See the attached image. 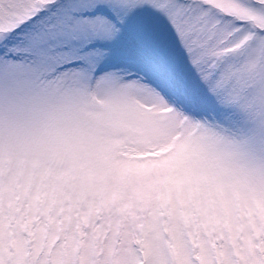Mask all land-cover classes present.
Wrapping results in <instances>:
<instances>
[{
    "label": "snow or ice",
    "instance_id": "snow-or-ice-1",
    "mask_svg": "<svg viewBox=\"0 0 264 264\" xmlns=\"http://www.w3.org/2000/svg\"><path fill=\"white\" fill-rule=\"evenodd\" d=\"M0 264H264V0H0Z\"/></svg>",
    "mask_w": 264,
    "mask_h": 264
}]
</instances>
